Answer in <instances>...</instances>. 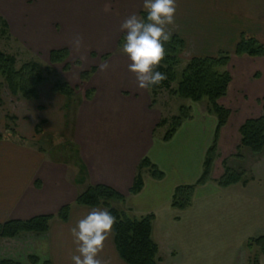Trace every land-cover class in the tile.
Wrapping results in <instances>:
<instances>
[{
    "label": "crops",
    "instance_id": "0c3cea01",
    "mask_svg": "<svg viewBox=\"0 0 264 264\" xmlns=\"http://www.w3.org/2000/svg\"><path fill=\"white\" fill-rule=\"evenodd\" d=\"M143 3L0 0V17L17 41L33 43L29 47L74 53L78 64L72 69H77L79 76L96 68L86 85L93 90L90 106L97 107V112L81 115V126L76 124L73 135L75 143L89 169V183L111 186L124 195V202L113 204L115 209L132 218L153 216L151 238L159 249L158 264H264L258 248L247 247L250 240L264 236V154L244 151L248 162L243 165L252 177L228 187L218 184L226 167L240 169L229 165L240 162L232 153L239 145L238 131L245 120L231 128V114L219 134V156L210 178L196 185L216 119L206 108L202 111L200 104H192V118L184 121L169 141L163 140L166 126H157L159 116L150 107L149 90L138 88L135 75L128 71V58L119 51L124 35L120 25L133 14L141 15ZM167 31L182 39L185 48L192 43L196 51L191 59L224 52V42L230 43L226 53L231 54L241 35L258 40L264 33V0H176L174 23ZM76 36L82 38L79 49L73 44ZM104 65L106 70H102ZM231 89L221 104L241 103ZM254 115L259 117L261 110ZM144 156L163 177L142 173L141 190L130 194L127 190L133 185L136 165ZM61 166L35 148L0 142V224L54 215L70 203L67 221L55 217L46 233L9 240L11 248L1 251L2 260L30 264L28 259L35 258L37 264H72L77 245L70 229L91 208L74 204L76 193L69 197L68 184L57 169ZM37 180L41 189L35 186ZM191 185L190 206L174 208L175 190ZM98 258L101 264H126L117 254L113 232Z\"/></svg>",
    "mask_w": 264,
    "mask_h": 264
},
{
    "label": "trees",
    "instance_id": "16d2710c",
    "mask_svg": "<svg viewBox=\"0 0 264 264\" xmlns=\"http://www.w3.org/2000/svg\"><path fill=\"white\" fill-rule=\"evenodd\" d=\"M141 15H146L142 12ZM9 36V26L0 17V40ZM185 48V44L178 36H172L165 44L166 55L158 67V71L165 73L166 79L159 85L154 86L149 93L151 95V107L157 101V97L162 90L167 91L173 97L187 100L190 103H206V112L216 119L212 143L208 148L204 160V171L196 185L205 183L210 178L213 162L216 158L217 144L221 129L227 124L230 112L219 104V101L227 96L231 83L230 75L221 71L230 60V54H219L217 56L195 57L188 61L182 71V75L177 82L176 69L180 64V56ZM233 55L250 57H264V45L254 37L241 35L237 42ZM69 57L67 49L53 50L49 53L50 65H61L63 71H68L66 63ZM96 68L80 73L82 81H88ZM0 79L4 87L13 97H20L25 100H35L38 98V88L45 81L40 65L35 62H26L19 68L16 58L0 52ZM177 82L176 89L172 84ZM2 85V84H1ZM53 91L70 100L74 97V90L65 82L53 85ZM91 92H87L89 99ZM261 115L244 121L239 128L240 142L237 146L235 158L241 159L242 153L248 151L255 156L264 153V98L260 101ZM187 107H180L179 114L169 121L163 119L158 127L169 125V129L163 140L169 141L181 124L190 120ZM170 123V124H169ZM9 141L16 145H24V140L10 128L0 132V142ZM148 168L153 178H162V172L158 171L147 160H143L139 166V171L134 179L130 194H137L143 185L141 169ZM245 172L240 168L234 170L226 167L222 177L218 180L221 187H228L245 181ZM194 185L178 187L173 195L172 206L178 210H184L190 206V199ZM125 197L106 185H95L88 187L79 194L74 204L82 207H107L116 218L113 226L114 245L120 259L126 264H158L159 249L151 238L153 216L132 218L125 211H119L112 207L113 202H124ZM70 212V205L62 207L55 216L60 221H67ZM52 215H40L28 220H8L0 224V239H13L22 234H43L49 230L50 221L55 218ZM255 246L260 254L264 255V236L252 239L247 243V247ZM30 264H37L35 258L28 259ZM0 264H20L12 260H2Z\"/></svg>",
    "mask_w": 264,
    "mask_h": 264
},
{
    "label": "rangeland",
    "instance_id": "374dc122",
    "mask_svg": "<svg viewBox=\"0 0 264 264\" xmlns=\"http://www.w3.org/2000/svg\"><path fill=\"white\" fill-rule=\"evenodd\" d=\"M257 38L264 45V33L258 35ZM29 44L33 43H21L17 41V38L13 35L10 28L9 36L0 40V52L14 56L18 68L26 62H35L40 65L42 75L45 79L43 84L38 88V98L35 100H25L20 97L11 96L4 87L3 81L0 79V132H3L6 128L13 129L25 141L24 145L35 148L43 154H46L47 158L52 163L62 165V169L60 167L57 169L61 170L66 185L68 184L67 191L69 197H72L74 192L76 193V196L74 197L75 201L77 196L83 193L88 187L96 185L89 183V169L84 162L80 147L75 143V137L73 136L76 124L80 125L81 123V115L97 112V107L90 106L93 90L86 85L90 80L82 81L78 75L77 69H72L78 64V60L74 53H72L71 56L69 52V57L65 63L69 66V70L63 71L64 64H49L48 51H44L42 48L39 49L36 46L35 48L29 47ZM191 45L192 43L188 46L186 45V48H184L180 56V64L176 69L177 82L188 61L194 55V51H196ZM221 49H223L224 52H219L217 55L225 54L227 51L230 52V43H222ZM230 56L229 63L221 71H225L230 75L231 83L229 87L232 86L231 93H235L237 98L241 100V103L235 100L234 103L230 101L232 103L231 105L229 102L225 101L221 104L220 100L219 104L229 110V118L231 114L233 115L230 122V127L233 128L235 123L239 121L242 122L246 119L255 118L257 115H254V112L261 110L260 101L264 98V57H250L247 55L235 56L233 53H231ZM63 82L67 83L74 90V97L70 100L52 89L53 85ZM177 82L172 84L173 89H176ZM91 91L92 93L88 99L86 94ZM255 96H258L257 99H254ZM156 101L157 104L150 107L159 116L157 125H159L160 121L163 119L169 121L171 118L178 116L180 107L183 106L190 109V106L194 104L187 100L173 97L165 90H162L159 93ZM200 107L203 111L204 108H206V103H201ZM189 111L190 118H192L191 110ZM232 112H234V114ZM167 125L164 128V135L169 129V125L168 127ZM235 148L232 154L236 155L237 149L235 150ZM241 153L243 155L242 158L237 160L238 162L240 161L239 164L234 161V163L231 162L233 165L230 163L229 166H239L238 168H241L245 172L244 177L251 178L252 175L246 171L243 165L246 161L248 162L247 156L245 153ZM218 156L217 144L215 160ZM143 160H147L149 164H152L158 171H160L153 163H151L147 156H144L136 165L134 178L136 177L139 171V166ZM182 160H184V156ZM226 160L224 163L225 165H227ZM203 171L204 167H202L201 174L199 175L200 177L202 176ZM145 172L151 173L148 168L141 169L139 173ZM200 177L197 179V182ZM66 185H64V187H66ZM35 186L38 189H41L38 180L35 182ZM132 186L133 185L129 187L127 192H130ZM108 187L114 189L111 186ZM114 190L118 192L116 189ZM118 193L124 196L122 193ZM114 203L117 202L112 203V207L115 208V206H113ZM66 205H70V203H66L62 207ZM57 213L52 216L55 217ZM9 240L11 239H0V261H2L1 251L5 252L7 249L11 248V241Z\"/></svg>",
    "mask_w": 264,
    "mask_h": 264
},
{
    "label": "clouds",
    "instance_id": "9594fccd",
    "mask_svg": "<svg viewBox=\"0 0 264 264\" xmlns=\"http://www.w3.org/2000/svg\"><path fill=\"white\" fill-rule=\"evenodd\" d=\"M143 9L146 15L133 14L120 25L124 35L119 51L128 58V71L135 75L138 88L151 90L166 79L165 73L157 69L166 55L165 44L172 35L167 27L174 23L176 0H144ZM81 43L82 38L76 36L74 47L79 49ZM106 67L102 66V70ZM115 222L116 218L107 207H92L78 220L70 229L77 245L72 264H101L99 253Z\"/></svg>",
    "mask_w": 264,
    "mask_h": 264
}]
</instances>
